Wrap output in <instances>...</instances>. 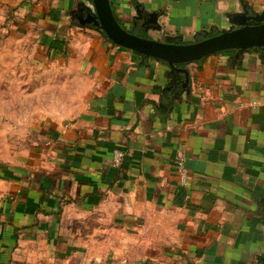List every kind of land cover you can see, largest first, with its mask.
Wrapping results in <instances>:
<instances>
[{
    "label": "crops",
    "instance_id": "crops-1",
    "mask_svg": "<svg viewBox=\"0 0 264 264\" xmlns=\"http://www.w3.org/2000/svg\"><path fill=\"white\" fill-rule=\"evenodd\" d=\"M110 2L125 29L169 43L264 10V0ZM21 7L54 75L37 119L0 157V264H260L264 54L209 55L184 67V87L166 64L83 25L91 0Z\"/></svg>",
    "mask_w": 264,
    "mask_h": 264
},
{
    "label": "rangeland",
    "instance_id": "rangeland-1",
    "mask_svg": "<svg viewBox=\"0 0 264 264\" xmlns=\"http://www.w3.org/2000/svg\"><path fill=\"white\" fill-rule=\"evenodd\" d=\"M24 2L0 0V157L25 130L23 125L37 119L34 112L40 101L47 102L48 81L54 75L42 67L48 60L39 48L37 28L17 15Z\"/></svg>",
    "mask_w": 264,
    "mask_h": 264
},
{
    "label": "water",
    "instance_id": "water-1",
    "mask_svg": "<svg viewBox=\"0 0 264 264\" xmlns=\"http://www.w3.org/2000/svg\"><path fill=\"white\" fill-rule=\"evenodd\" d=\"M93 11L80 18L83 25L99 30L114 45L143 59H154L167 65L169 73L182 74L184 84L189 77L186 65L196 63L209 55L232 52L239 58L252 50L264 54V10L260 13L239 14L231 19L234 28L205 37L192 43L163 42L139 36L125 29L115 17L110 0H91ZM264 211V202L262 204ZM264 264V256L260 259Z\"/></svg>",
    "mask_w": 264,
    "mask_h": 264
},
{
    "label": "built area",
    "instance_id": "built-area-1",
    "mask_svg": "<svg viewBox=\"0 0 264 264\" xmlns=\"http://www.w3.org/2000/svg\"><path fill=\"white\" fill-rule=\"evenodd\" d=\"M121 159H122V153L118 150L114 151V154H113L114 165H119L121 162ZM181 172H182L183 179H185V177H186L185 170L181 169Z\"/></svg>",
    "mask_w": 264,
    "mask_h": 264
},
{
    "label": "trees",
    "instance_id": "trees-1",
    "mask_svg": "<svg viewBox=\"0 0 264 264\" xmlns=\"http://www.w3.org/2000/svg\"><path fill=\"white\" fill-rule=\"evenodd\" d=\"M223 53H229V52H223Z\"/></svg>",
    "mask_w": 264,
    "mask_h": 264
}]
</instances>
